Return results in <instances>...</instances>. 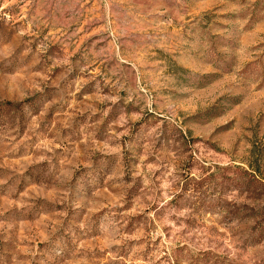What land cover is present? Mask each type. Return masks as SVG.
Returning <instances> with one entry per match:
<instances>
[{"label":"rangeland","instance_id":"1","mask_svg":"<svg viewBox=\"0 0 264 264\" xmlns=\"http://www.w3.org/2000/svg\"><path fill=\"white\" fill-rule=\"evenodd\" d=\"M0 264H264V0H0Z\"/></svg>","mask_w":264,"mask_h":264}]
</instances>
